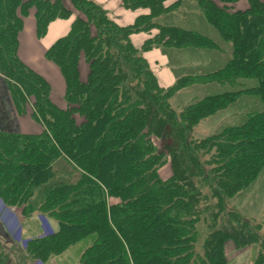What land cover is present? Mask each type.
<instances>
[{"label":"trees","instance_id":"trees-1","mask_svg":"<svg viewBox=\"0 0 264 264\" xmlns=\"http://www.w3.org/2000/svg\"><path fill=\"white\" fill-rule=\"evenodd\" d=\"M68 1L76 13L64 0H0V75L15 111L30 102L43 127L0 131V215L9 234L28 231L24 250L35 264L91 237L78 264H236L232 254L250 248L249 264H264V217L252 226L225 213L264 171V0H246L244 10L236 7L242 0H120L145 12L129 25L95 1ZM74 15L69 33L44 52L64 81L62 110L47 80L22 62L21 35L29 16L40 40L52 22ZM204 23L219 41L195 27ZM139 34L141 45L133 41ZM153 50L182 70L173 86L158 81L146 57ZM206 87L214 93L172 107L178 93ZM224 115L243 117L192 137L203 121ZM58 162L71 167L65 181ZM12 209L23 222L18 231ZM201 223L209 233L197 253Z\"/></svg>","mask_w":264,"mask_h":264},{"label":"crops","instance_id":"crops-1","mask_svg":"<svg viewBox=\"0 0 264 264\" xmlns=\"http://www.w3.org/2000/svg\"><path fill=\"white\" fill-rule=\"evenodd\" d=\"M94 1L103 6L104 9L108 11L109 15L121 25L132 24L140 14L145 13L144 11L134 12L122 8L120 0ZM65 5L67 8L76 13L68 0L65 1ZM236 7L239 10L246 9V0H242L237 3ZM74 20L75 15L68 20H58L52 22L48 27L46 36L39 40L35 33L34 20L31 16H29L24 22V30L21 35L20 58L22 62L31 70L42 75L50 86H57L60 88L63 97L65 85L63 84L64 81L62 82V76L51 63L44 59V52L50 49L58 39L69 33ZM145 36L146 35L144 34L133 36V41L137 42L136 44L139 45L143 42ZM146 57L149 60L158 81L163 87L168 88L176 83L177 76L174 71L178 68L175 67L174 63L170 62L167 55H164L161 50H153L147 53ZM187 58L182 59L186 60ZM191 61L192 59H190V62ZM51 100L55 103L53 92H51ZM32 112V108H30L29 105L25 106L24 113L21 115L15 111L10 96L9 84L6 79L0 75V131H11L24 134L40 133L41 127L33 119ZM38 222H40V219L37 216L31 221V223L35 226ZM22 231L24 234L23 237L28 234L26 229H23ZM0 244H2L4 250L7 251L8 264H12L11 260L13 258L14 251L15 249L21 247V244L15 242L9 234V230L5 226L2 215H0ZM19 249L22 250V248Z\"/></svg>","mask_w":264,"mask_h":264},{"label":"rangeland","instance_id":"rangeland-1","mask_svg":"<svg viewBox=\"0 0 264 264\" xmlns=\"http://www.w3.org/2000/svg\"><path fill=\"white\" fill-rule=\"evenodd\" d=\"M51 1H53V0H51ZM64 1H66V0H64ZM92 1H94V0H92ZM96 4H98V3H96ZM128 11H130V10H128ZM185 16H186L185 18L191 19L193 15L187 14ZM197 24L200 26V23H197ZM204 24L205 25H203L202 27H199V26H195V27L205 34H211V36H213L216 40L219 41L220 39H219L216 31H214L211 27L206 25V23H204ZM139 35H142V34H139ZM139 45H141V44H139ZM229 46H230V44H229ZM161 52L164 55H166V53H164V51L161 50ZM202 57H203V54H200L199 58H197L196 61H194V63L201 62ZM195 69H197V68H192L191 70L194 71ZM181 72H182V70H180V69H176V71H174L177 78L179 77ZM80 73H81V79L83 81H86L87 80V74H88V68H87L86 61L84 58H82L81 62H80ZM62 82H63V80H62ZM63 84H64V82H63ZM214 86H219V85H214ZM216 88H218V87H216ZM216 90L220 91V92L223 91V89H216ZM51 92H53L54 101L57 105L54 102H53V104L62 110H66L69 105H68V102L65 100V97H63V94L60 91V88H58L57 86H51ZM212 93H214L213 87H206V88H202V89L189 88L187 90H184V91L178 93L176 95V97L172 100L171 105L173 108L178 109L180 107L187 105L193 99H200L201 97L206 96V95H210ZM64 96H65V86H64ZM62 97H63V100H62ZM50 98H51V93H50ZM28 105L30 106V108H32L30 102H28ZM32 111H33V109H32ZM33 115L34 114L32 112V117L34 120H36ZM227 115H229V114H227ZM226 117H227L226 115H224V117L218 116V117H214V118L203 121L193 131L192 137L194 139L206 138V137L212 135L213 133L221 130V127H223L225 125V122L231 123L232 125L239 124L240 121L242 120L243 116H241V115H236L235 117L229 116L227 118V121L224 120V118H226ZM38 125L41 127V131H42L43 127L40 124H38ZM69 167H70L69 165H67L63 162H58L57 164L54 165V170L57 172L58 181H65L63 179H66L67 177H66V173L63 170L65 168H69ZM169 173H170V166H169V164H167L166 166H164L162 168L161 175H162V177L166 178L169 175ZM76 175H77V173H76ZM229 210L235 211L240 216L241 219L247 220L252 226L260 224L262 222L263 217H264V171L262 172V174L258 178V180L247 191L241 193L236 198H234L232 200H228L226 202L225 213L229 212ZM10 213H13L14 215L17 214V216H18V218H17V224L18 225L14 228V229H16V231H18L19 229H21V227H22L21 225H23L22 221L19 218L18 211L16 209H12V211ZM2 218H3V221L5 223V226L7 228H9L6 216L3 217V215H2ZM8 221L10 222L9 219H8ZM10 224L13 227L15 225V222L14 223L10 222ZM22 232L20 235H22ZM208 233H209L208 228L205 225H203V223H201L199 225V228H198V234L199 235H198V242L196 245V249H197L196 252L197 253L202 252L203 243H204V240L206 239ZM22 239L25 240L24 237H22ZM25 242L26 241H24V243ZM91 242H92V237L88 238L84 242L79 243L75 247L71 248L65 254L60 256L59 258H54V259L50 260L46 264H78L82 253L91 244ZM25 247L26 246H24V248L22 246L19 247V248H22V250H20L19 248L15 249L14 254H13V258L11 260L12 264H35V260L32 257H30L24 251ZM230 250L232 251V250H234V248L230 247ZM255 252H256V249H254V248H250L248 250H245V251L239 252V253L234 252V254H232V259L236 262V264H249V261L254 257ZM7 257H8L7 251L4 250L3 245L0 244V262H2L1 264H3V261H5V259H7ZM38 264H42V263L38 262Z\"/></svg>","mask_w":264,"mask_h":264},{"label":"built area","instance_id":"built-area-1","mask_svg":"<svg viewBox=\"0 0 264 264\" xmlns=\"http://www.w3.org/2000/svg\"><path fill=\"white\" fill-rule=\"evenodd\" d=\"M14 240L24 246H26V244L24 243L25 240L22 239V235H20V233H14Z\"/></svg>","mask_w":264,"mask_h":264},{"label":"water","instance_id":"water-1","mask_svg":"<svg viewBox=\"0 0 264 264\" xmlns=\"http://www.w3.org/2000/svg\"><path fill=\"white\" fill-rule=\"evenodd\" d=\"M6 264H8V262Z\"/></svg>","mask_w":264,"mask_h":264}]
</instances>
